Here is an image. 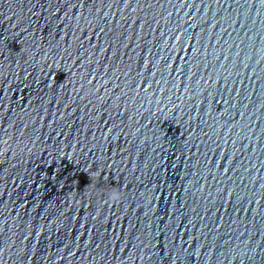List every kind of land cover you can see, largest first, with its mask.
Wrapping results in <instances>:
<instances>
[{
  "label": "water",
  "instance_id": "obj_1",
  "mask_svg": "<svg viewBox=\"0 0 264 264\" xmlns=\"http://www.w3.org/2000/svg\"><path fill=\"white\" fill-rule=\"evenodd\" d=\"M0 264H264V0H0Z\"/></svg>",
  "mask_w": 264,
  "mask_h": 264
}]
</instances>
